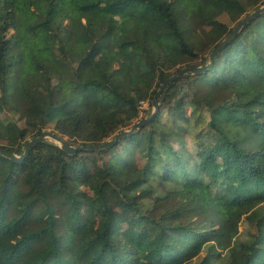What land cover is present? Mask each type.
<instances>
[{
	"label": "trees",
	"instance_id": "16d2710c",
	"mask_svg": "<svg viewBox=\"0 0 264 264\" xmlns=\"http://www.w3.org/2000/svg\"><path fill=\"white\" fill-rule=\"evenodd\" d=\"M263 5L0 0V112L8 104L21 111L18 122L0 119V141L6 142L0 148L23 154L51 121L52 133L72 146L100 144L129 130L139 102L151 106L164 80L182 68L206 65L165 72L158 40L175 68L180 59L196 56L199 32L217 25L220 14L236 25ZM115 18L122 28L119 46L131 51L120 68L112 56L101 55L114 45ZM221 41L213 37L212 50ZM41 76L44 109L30 96ZM198 84L212 91L207 112L187 99L192 94L196 101ZM24 101L37 113L22 108ZM158 103L140 130L107 150L68 155L42 141L21 162L0 154V264H138L137 247L114 238L109 190L134 218L155 226V234L138 230L150 264H264V12L216 53L210 69L179 76ZM187 131L194 134L193 150L185 142ZM132 153L142 163L127 168ZM96 173L103 182L93 188L95 202L105 219L86 236L90 225L78 184ZM158 189L164 194L154 197ZM164 201L166 210L153 217L154 205ZM186 243L205 254L190 260Z\"/></svg>",
	"mask_w": 264,
	"mask_h": 264
},
{
	"label": "rangeland",
	"instance_id": "374dc122",
	"mask_svg": "<svg viewBox=\"0 0 264 264\" xmlns=\"http://www.w3.org/2000/svg\"><path fill=\"white\" fill-rule=\"evenodd\" d=\"M242 16L241 18H243ZM218 24L214 25L212 27L205 28V32H199L196 41H195V52L196 56L192 58H182L177 62V65L175 68H171L169 66V62L167 59V56L165 54V49H164V44L162 40H158V45L162 49V55H161V68L165 72L173 73L174 70H176L179 67H183L185 65L189 64H196V65H203L207 64L209 61V55L212 50V38H218L219 40H223V38L226 36L228 31L233 28L236 22H234L230 17H228L226 14H220L218 16ZM113 29L115 31V37H114V45L112 49L107 50L104 49L101 52L102 56H112L114 58V64L113 66L115 68H120V67H125L128 62V57L130 55V49L127 48H122L119 46V42L121 39V25L120 21L118 18H115L113 21ZM209 35L211 39L209 40ZM208 36V37H207ZM195 95L196 101L191 99L193 96L192 94H189L187 99L191 103H194V105H201L207 112L208 109V102H212V91L210 88L206 86H201L200 84L197 85ZM30 96L32 97L33 100H35L38 104V107L41 109H44L46 106L47 102V92H46V83L44 80V77H39L36 80V85L34 89L31 90ZM138 117L134 120V122H137L138 120L147 117V115L153 111L152 105H149V102L146 101H140L138 104ZM207 105V106H206ZM198 106V105H197ZM22 108L30 111L32 114H36L37 110L33 107H31L30 103L24 101L22 104ZM187 112L191 110L188 105H186ZM20 109H18L16 106L13 104H8V107L6 110L0 112V119L3 122H18V116L20 114ZM163 118L165 120H168V117L166 114H164ZM203 118H205V121L208 118V114L205 113L203 114ZM54 121H51V124L46 128L45 131L48 132H53V125ZM19 125H22L21 123H18ZM194 134H192L193 136ZM114 136V135H113ZM113 136L107 138L104 142H107L111 139H113ZM187 131V135L185 137V142L187 144V147H189L190 150H193L194 148V142H193V137ZM66 140L67 137H64ZM48 141L50 143H54L53 141L50 140H44ZM78 140H76L77 142ZM75 142V143H76ZM1 144H5L6 142L0 141ZM77 144V143H76ZM102 158V157H101ZM100 159V158H99ZM126 159L128 160V167L127 168H134L137 166H140L142 163V160L140 156L137 153H132L131 156H126ZM103 182V176L99 173H96L92 176L91 179L88 181L78 184V193H79V203H80V208L86 218V220L89 222V229L88 233L86 236L90 235L92 232V229L96 226H98L104 219L105 215L103 211L98 207L97 203L95 202V192L93 188L99 187L101 183ZM164 191H161V189H158L157 196L163 195ZM108 204L111 206L112 210L114 211V220L117 224V229L115 230V235L114 238L118 242H124V241H130L133 243L139 252L138 256V264H150V261L147 260V258L143 255L144 251V245L143 242L140 240L139 237V228H144L151 234L156 233V228L153 224H151L149 221L146 219H139V218H134L131 212L126 209L123 205L120 204L118 197L115 193L111 192L110 190L108 191ZM176 202V201H174ZM154 206H157L155 209H153V217H158L161 215L165 210L167 206V201H164L162 204L157 203ZM244 231V223L241 222L239 224V229H238V236L241 235ZM186 246H189V243H186ZM190 248V246H189ZM205 252L200 249V250H195L190 248L188 251V258L194 259L198 255H203Z\"/></svg>",
	"mask_w": 264,
	"mask_h": 264
},
{
	"label": "water",
	"instance_id": "95a60500",
	"mask_svg": "<svg viewBox=\"0 0 264 264\" xmlns=\"http://www.w3.org/2000/svg\"><path fill=\"white\" fill-rule=\"evenodd\" d=\"M264 12V5L257 8L254 12H252L248 17H245L241 19L232 29L231 33L224 38L219 44L216 45L215 48L210 53V62L206 64L205 66H198V67H185L171 75L169 78L164 80L162 84L160 85L158 91L156 92L153 100H152V107L154 111L150 114V116L145 117L137 121L132 128L129 130H123L119 131L113 139L103 142L100 144H93V145H80V146H72L67 143L65 139L62 137L56 135L55 133L44 131L39 136L34 137L28 141L25 147V151L23 154H12L8 152L7 150L0 148V154L3 156H6L7 158H10L14 160L15 162H21L24 160L26 156L30 153L31 149L37 146L39 143H41L44 140H50L53 141L55 144L59 145L62 151H64L68 155H74L78 151H98V150H107L111 147H113L119 140L122 138L129 136L133 134L136 130H140L146 122H148L156 113L158 109V100L160 95L162 94L164 88L171 82L175 81L179 76L187 74V73H193L194 75H200L202 73H205L208 69H210L213 65L214 57L216 53L223 48L226 44H228L231 40L234 39V37L239 33V31L251 20L255 19L257 16H259L261 13Z\"/></svg>",
	"mask_w": 264,
	"mask_h": 264
}]
</instances>
